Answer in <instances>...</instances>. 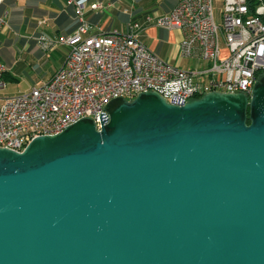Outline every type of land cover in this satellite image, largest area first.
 Returning <instances> with one entry per match:
<instances>
[{
    "label": "water",
    "instance_id": "1",
    "mask_svg": "<svg viewBox=\"0 0 264 264\" xmlns=\"http://www.w3.org/2000/svg\"><path fill=\"white\" fill-rule=\"evenodd\" d=\"M106 108L0 146V264H264V74Z\"/></svg>",
    "mask_w": 264,
    "mask_h": 264
},
{
    "label": "built area",
    "instance_id": "2",
    "mask_svg": "<svg viewBox=\"0 0 264 264\" xmlns=\"http://www.w3.org/2000/svg\"><path fill=\"white\" fill-rule=\"evenodd\" d=\"M68 3L75 6L74 31L36 37L43 50L67 44L65 61L41 85L5 97L0 105V146L23 150L34 137L58 133L85 116L101 128L110 117L106 105L114 97L133 99L142 91L156 90L171 102H187L216 90L250 93L264 73V0L255 13L249 0H224L222 22L215 0H180L170 13L158 15L159 25L184 31L181 53L197 59L191 68L152 49L140 36V21H132L129 31H95L84 4ZM8 26L0 13V30ZM7 69L0 61V89L6 85Z\"/></svg>",
    "mask_w": 264,
    "mask_h": 264
},
{
    "label": "crops",
    "instance_id": "3",
    "mask_svg": "<svg viewBox=\"0 0 264 264\" xmlns=\"http://www.w3.org/2000/svg\"><path fill=\"white\" fill-rule=\"evenodd\" d=\"M78 1L84 4L85 17L93 23L95 31H129L132 21H140L144 25L141 38L158 54L186 68L197 64L195 57H185L181 53L184 31L156 22L158 15L170 13L180 0ZM97 1L103 6L94 7ZM217 5L222 14L224 0H217ZM0 13L9 23L0 30V61L8 67L4 75L6 85L0 89L1 105L6 96L20 92L21 77L36 78L34 86L52 77L64 63L69 46L59 43L43 50L36 37L46 34L56 38L71 33L77 20L75 6L68 0H4ZM150 16L153 17L151 21L148 20Z\"/></svg>",
    "mask_w": 264,
    "mask_h": 264
},
{
    "label": "rangeland",
    "instance_id": "4",
    "mask_svg": "<svg viewBox=\"0 0 264 264\" xmlns=\"http://www.w3.org/2000/svg\"><path fill=\"white\" fill-rule=\"evenodd\" d=\"M215 4H216V11L218 14V19L220 22H222V14L220 11V7L217 5V0H215ZM225 45V41H223V46ZM225 53H227V51H225ZM202 65H205V63L203 62ZM47 68H51L50 66H48ZM36 78H31V77H21L20 78V83L18 84L20 87V92L23 91H27L30 88H32L35 84Z\"/></svg>",
    "mask_w": 264,
    "mask_h": 264
},
{
    "label": "trees",
    "instance_id": "5",
    "mask_svg": "<svg viewBox=\"0 0 264 264\" xmlns=\"http://www.w3.org/2000/svg\"><path fill=\"white\" fill-rule=\"evenodd\" d=\"M249 1H250V4H251L253 13H255L256 12V7L260 3V0H249Z\"/></svg>",
    "mask_w": 264,
    "mask_h": 264
},
{
    "label": "bare ground",
    "instance_id": "6",
    "mask_svg": "<svg viewBox=\"0 0 264 264\" xmlns=\"http://www.w3.org/2000/svg\"><path fill=\"white\" fill-rule=\"evenodd\" d=\"M176 5H177V4H176ZM263 74H264V73H263ZM263 74H261V75H263ZM261 75H260V76H261ZM260 76H259V77H260ZM259 77H258V78H259ZM256 81H257V80H256ZM254 85H255V84H254ZM253 87H254V86H253ZM252 90H253V89H252ZM241 92H245V91H241ZM251 92H252V91H251ZM251 92H250V93H251ZM247 93H249V92H247ZM250 93H249V94H250ZM202 96H203V95H202ZM200 97H201V96H200ZM29 142H30V141H28V142L25 144V146H26ZM25 146H24V148H25Z\"/></svg>",
    "mask_w": 264,
    "mask_h": 264
}]
</instances>
